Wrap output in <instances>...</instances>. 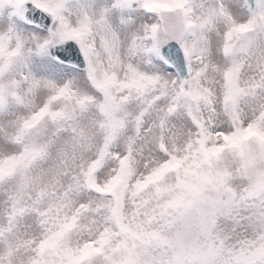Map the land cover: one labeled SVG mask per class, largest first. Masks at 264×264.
Instances as JSON below:
<instances>
[{
  "label": "snow or ice",
  "instance_id": "1",
  "mask_svg": "<svg viewBox=\"0 0 264 264\" xmlns=\"http://www.w3.org/2000/svg\"><path fill=\"white\" fill-rule=\"evenodd\" d=\"M0 264H264V0H0Z\"/></svg>",
  "mask_w": 264,
  "mask_h": 264
}]
</instances>
